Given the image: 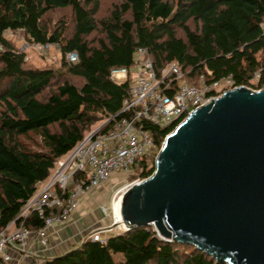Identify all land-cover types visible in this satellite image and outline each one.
<instances>
[{
	"label": "trees",
	"instance_id": "1",
	"mask_svg": "<svg viewBox=\"0 0 264 264\" xmlns=\"http://www.w3.org/2000/svg\"><path fill=\"white\" fill-rule=\"evenodd\" d=\"M58 11L70 19L61 17L51 28L47 17ZM6 31L22 32L29 43L58 45L61 65L29 66ZM138 49H147L157 76L175 62L189 85L203 76L207 84L227 80L231 89L261 90L264 0H113L104 12L102 0H0V228L15 219L60 157L122 109L129 81L116 84L109 72L129 69ZM72 52L75 63L66 61ZM170 85L174 90L177 82ZM177 123L145 127L154 147L133 166L141 180L154 170H145V158L159 151ZM18 223L31 231L42 227L34 215ZM44 264L224 263L163 241L147 226L103 243L85 240Z\"/></svg>",
	"mask_w": 264,
	"mask_h": 264
},
{
	"label": "water",
	"instance_id": "2",
	"mask_svg": "<svg viewBox=\"0 0 264 264\" xmlns=\"http://www.w3.org/2000/svg\"><path fill=\"white\" fill-rule=\"evenodd\" d=\"M119 213L125 231L150 226L216 263L264 264V88H233L190 113Z\"/></svg>",
	"mask_w": 264,
	"mask_h": 264
},
{
	"label": "built area",
	"instance_id": "3",
	"mask_svg": "<svg viewBox=\"0 0 264 264\" xmlns=\"http://www.w3.org/2000/svg\"><path fill=\"white\" fill-rule=\"evenodd\" d=\"M32 47L40 52L58 49L56 44L32 43ZM77 60L74 52L66 55L69 63ZM109 76L116 84L129 81L122 109L102 120L100 126L60 157L48 178L36 184L34 194L15 219L0 228V264H44L47 259L41 253L47 246V231L62 225L80 200L108 182L112 174L130 172L154 147L146 126L166 129L175 122L178 125L190 113L222 95L215 92L217 84H207L203 76L196 85L180 84L182 73L175 62L157 76L147 49L135 52L129 69H111ZM170 78L177 82L174 90ZM101 212L108 217L109 224L91 230L86 240L103 243L104 234L125 231L113 205L110 210L101 207ZM33 215L42 222L36 231L18 223ZM34 241L36 245L31 247Z\"/></svg>",
	"mask_w": 264,
	"mask_h": 264
},
{
	"label": "rangeland",
	"instance_id": "4",
	"mask_svg": "<svg viewBox=\"0 0 264 264\" xmlns=\"http://www.w3.org/2000/svg\"><path fill=\"white\" fill-rule=\"evenodd\" d=\"M111 4H113V0H102V11H106L108 8H110ZM103 15V13H102ZM61 17H64L65 20H69L70 16L67 11H61V12H54L52 14H49L47 17V22L51 28L55 26V24L58 22V19ZM4 37L9 40L15 49L19 52H22L25 54V60L26 63L33 67V68H53L56 69L61 65V55L58 49L51 48L46 51L40 52L39 50L32 47V43H29L24 34L20 31L17 32H11L6 31L4 33ZM180 84H187V80L182 76L179 80ZM251 83L255 84V81H252ZM231 90V84L227 80L220 81L215 86V92L219 94H223L226 91ZM252 90V89H251ZM255 91V90H253ZM100 122H97L91 127V130L100 126ZM37 137L33 138V140ZM34 140V141H35ZM158 153V152H157ZM157 153H151L148 154V156L145 158L146 161V167L145 170L148 171L152 169L154 166V161L157 156ZM141 174V171L137 169H132L128 173H115L111 175L112 182L110 184H107L104 188L105 192V207L110 210L112 204L114 201H116L124 192L126 188H128L131 184L137 183L142 181L139 175ZM110 220H108V223ZM104 237V235H103ZM120 258L121 256L118 255Z\"/></svg>",
	"mask_w": 264,
	"mask_h": 264
},
{
	"label": "crops",
	"instance_id": "5",
	"mask_svg": "<svg viewBox=\"0 0 264 264\" xmlns=\"http://www.w3.org/2000/svg\"><path fill=\"white\" fill-rule=\"evenodd\" d=\"M109 179L101 187L95 189L90 195L84 196L74 213L60 226L52 227L47 231V246L43 249L42 255L46 259L60 256L72 249L77 248L87 239L89 232L96 228L107 226L108 217L101 212L105 205V186L112 182ZM115 232L104 234V237L115 235ZM34 241L31 247H35Z\"/></svg>",
	"mask_w": 264,
	"mask_h": 264
},
{
	"label": "bare ground",
	"instance_id": "6",
	"mask_svg": "<svg viewBox=\"0 0 264 264\" xmlns=\"http://www.w3.org/2000/svg\"><path fill=\"white\" fill-rule=\"evenodd\" d=\"M113 207H114V209H117V212H119V207H120V198H119V200L117 201H114L113 202Z\"/></svg>",
	"mask_w": 264,
	"mask_h": 264
}]
</instances>
